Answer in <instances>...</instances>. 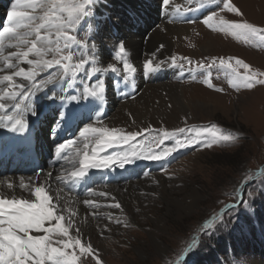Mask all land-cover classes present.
<instances>
[{
  "label": "rangeland",
  "instance_id": "rangeland-1",
  "mask_svg": "<svg viewBox=\"0 0 264 264\" xmlns=\"http://www.w3.org/2000/svg\"><path fill=\"white\" fill-rule=\"evenodd\" d=\"M10 1L13 0H9L4 9L8 8ZM129 1L131 3L128 6L125 0H119L115 7L118 17L110 13L114 19L113 23L117 24L120 30L125 28V23H130L129 18L134 14L133 11L136 12L135 15L138 9L142 12L141 5L137 8L135 0ZM146 1L148 0H143L142 3ZM149 1L154 3L155 9L159 12L158 1ZM246 1L227 0L239 10L238 15L224 8L225 0H170V4L176 6L180 13L185 11L191 13L186 20L190 27L176 44L170 46L167 55L157 60L156 65H159L158 69L163 72H178L177 76H169L173 83L181 84L180 86L184 88L190 86L184 91L185 101L190 105L191 113L181 119L179 124H175L174 128H178L166 131L167 128L163 127L160 130L147 131L143 136H137L129 145L112 147V152H130L132 147L136 146L137 152L143 149L146 152L151 148L154 154H159L164 148L175 147L178 140L185 144L189 140H195L196 143L179 148L155 164H152L154 160L144 159L141 154L140 159L144 160V165L131 176L132 179L119 176L115 179L107 177L103 181L104 178L100 174L88 183L84 191H78L77 195L80 198L85 195L94 196L96 190L107 189L109 185L122 188L129 181L136 183L147 178H149L147 181L154 180L152 185L158 186L159 181L155 182V179L151 178L153 176L163 177L166 186L174 188V192L166 196L168 201H165L159 192L141 190L140 195L148 209L144 212H141L140 208L133 209V212L139 213L134 221H131L125 211L119 215L121 220L114 222L116 229L112 231L111 237L108 236L109 233L98 234L97 239L103 241L101 250L99 243L93 240L90 244L81 241L85 248H89L88 252H82L79 247L67 249L76 256V264H248L253 259L264 262V84L257 83L252 88H245L241 85L233 87L229 82H235L232 68L241 74L246 72L242 65H236V59L249 65L247 70L249 73H264V39L259 36H234L227 30L221 31L217 24L222 17L229 21H247L258 28H264V0ZM67 2L82 3L83 0ZM88 4L85 5L86 14L82 16L80 22L65 29L68 36L74 39L68 41L66 46L64 39L57 42L53 35L51 47L54 49L58 47L60 51L49 53L45 57L46 59L69 57L68 60L62 61V64L69 65L68 71L65 72L61 65H54L43 71L37 69V72L38 75L47 74V78L50 76L48 82H53L52 86L62 84L63 88L74 87L78 91L84 90L90 94L99 90L96 96L85 94L96 98L95 106L103 107L111 105L110 99L117 96L110 85H106L105 91L102 81L103 73L112 71V60L119 64L118 68L124 75L131 72L124 69V64L127 63L134 69L135 62L133 64L125 57V51L120 54L119 59L117 58L119 48L123 45L119 38H114V45L112 44V50L116 51V54L107 56L105 54L104 62L100 61L92 47L94 34H98L100 38L99 47L103 54L112 22L108 16L98 17L99 8L94 12L90 3ZM185 4L187 7L183 8ZM109 7L111 10L112 5ZM156 10L147 9L157 18ZM213 13L216 14L213 21L215 26L209 28L203 20ZM141 19L143 21H140V29H136L134 33L144 37L149 25L145 17ZM177 23L176 19L170 21V24ZM210 39H214L217 45L207 53L200 52L203 42ZM8 48L4 49V56L11 51V48L10 51ZM185 57L187 59H184ZM221 59L226 63L221 64ZM81 61H83L81 68L76 70L75 65ZM229 64L232 68L228 66ZM157 78L143 86L149 82L152 84L160 82V78L159 80ZM257 79H264V76ZM209 83L211 87L208 86ZM37 89L45 90L41 86ZM85 94H80L81 100ZM59 95L60 87L49 88L39 102L41 116L47 123L46 127L57 112L52 107L44 106L49 102V98ZM103 97L106 98L105 102L101 101ZM95 106L89 109L90 116L85 126L91 124L97 127L105 120L95 119L97 112ZM87 117L85 113L81 114L76 123ZM48 129L46 128L47 135L51 134ZM179 129L184 131L179 132ZM209 130H216L218 135H231L235 139L207 147V143L212 139ZM164 132L173 135L157 148V140ZM78 143L84 144L83 139H79ZM182 158L183 161L176 164ZM71 184L79 187L80 181L73 179ZM191 192L194 193L190 198L192 208L179 213L177 207L169 201L176 197L182 198ZM101 199L103 200V197ZM111 206L116 208L114 204ZM154 218L162 221V228L155 227L152 221ZM53 236L51 239L56 246H59L57 241L68 239L61 235ZM222 240L227 243L231 240V244L228 243L226 249H216L214 243ZM154 241L161 247L157 248Z\"/></svg>",
  "mask_w": 264,
  "mask_h": 264
},
{
  "label": "bare ground",
  "instance_id": "bare-ground-1",
  "mask_svg": "<svg viewBox=\"0 0 264 264\" xmlns=\"http://www.w3.org/2000/svg\"><path fill=\"white\" fill-rule=\"evenodd\" d=\"M8 1L0 0V8L2 9V12H0V28L6 23L7 12L15 2V0L10 1L8 8L4 9ZM142 1L135 0L137 3V5L135 3L136 7L141 5L142 12L138 9V13L135 15L136 12L133 11L134 14L129 18L130 23H125L123 30H120L119 26L113 23V16H110V13H113L118 17L115 7L119 4V0H91L90 2V6L94 9V12L96 8H99L98 17L108 16V19L112 22L111 32L109 31V38L106 37V46L104 47L103 54H101V47H99L101 44L100 38L98 34H94L93 42L95 47H92H94L95 53L101 59L100 61L104 62L106 58H104L105 54L106 56L116 54V51L112 50V44L114 45L113 40L119 38L125 48V57L129 61H132L133 64L135 62V70L131 71L127 77L124 76L123 71L118 68L119 64L114 60H112V66H115L116 71L103 73L104 90L106 91V85H110L118 95L110 99L111 105L108 104V106L104 105L103 107L95 106L97 110L96 117L102 120L105 119L102 125H98L97 127L116 128L125 134L127 132H138L140 133L139 137L143 136L147 131L160 130L163 127L167 128L166 131L178 128H174L175 124H179L181 119L191 113V107L185 101L184 91L190 88V86L184 88L180 86L181 84L173 83L170 80L169 76H177L178 72H163L156 67L157 60L165 57L170 46L176 44L190 27L186 23V20L189 19L191 13L189 11L180 13L176 9V6H172L170 3L165 4L164 0H157L159 5L158 12L153 2L148 0L142 3ZM129 3H131L129 0H125V4L129 6ZM109 5H112L111 10L109 9ZM146 6L156 10L157 18L147 11L149 8ZM143 17L148 20L149 25L144 33V37L147 35L146 39L142 35L139 36L137 33H134L136 29H140V21H143L141 19ZM171 19H176L179 22L177 24H170L168 22ZM214 45V39L205 40L200 48V52L207 53L213 50ZM14 51L16 49L11 48L10 52ZM148 62L154 68L153 71H146L144 66H137ZM12 63H16L15 58L12 59ZM19 67L27 69L29 65L23 63ZM16 70V68L6 67L3 59L0 58V76L12 74ZM47 76V74L38 75L34 81L14 76V84L24 85L23 88H10L8 82H0V103L4 105L3 108H0V158H3L0 159V198L35 200V196L33 195L34 189L36 187H43L45 193L51 197L50 203L55 205L54 214L63 216L64 219L61 223L69 226V237L74 239L79 238L83 243L90 244L92 240L98 242L101 250V243L103 241L97 239L98 234L107 235L109 233L108 236L111 237L112 231L116 229L113 225L114 222L121 220L119 215L125 211L131 221H134L139 213L133 212V209L140 208L141 212L148 209V206L144 205L145 201L140 195L141 190L151 193L159 192L161 197L165 201H168L166 196L174 192V188L166 186V181L163 177L153 176L151 178L155 179V182L159 181L158 186L152 185L154 180L147 181L149 179L147 178L143 179V181L139 180L136 183L129 181L122 188L116 185H109L107 189L101 188L100 190H96L94 196L85 195L80 198L77 195L78 191H84L95 175L102 174L105 179L107 176L110 179H115V177L118 178L119 176L132 179L131 176L135 175L144 165V160L140 159L142 156L139 155L132 163L126 164L124 168L117 166L102 170L90 169L86 177L80 178V188L72 186L70 180L74 177L71 173L79 170L80 167L79 157L76 155V152L79 149L80 155H83L84 144L82 146L76 145L80 134L64 138L62 133L65 129H70L73 122L76 121L77 115L92 104V102L88 99L83 101L80 99V96L72 99L74 96L70 95L71 91L64 89L65 93L61 99L56 97L49 103L50 106L58 110L56 117L51 121V128L55 134L53 140H49L44 131V124L46 122L40 120L41 107L38 104V99H34L35 94L41 90L37 89V85L45 89H56V86H52L53 82H48L50 76L49 78ZM157 77L160 78V82L155 84L149 82V84L147 83V85L143 86L146 82ZM158 78L157 80H159ZM5 89H8V91H4ZM24 92H29L30 94L24 96ZM44 93H46V90ZM137 94L138 96L136 97ZM17 105H19V108ZM10 117L12 118L11 120L9 119ZM17 118H23L26 121L36 150L42 152L41 157L43 161L47 159L46 163L41 160L42 168L39 171H35L32 167L27 166L30 155L24 156L22 153L20 154L14 146V136L19 134L18 137L22 138V133L24 132L20 130L19 126L12 128ZM70 132L69 130L68 133ZM66 140H73L75 142L68 149L66 157L64 156L61 162L57 161V164L53 159L49 161L48 154L51 153L53 157L54 155L58 157L56 148ZM87 150L91 152V145ZM33 152L37 153V151ZM104 154H112L111 148H108ZM183 159L178 160L176 164H180ZM6 160L8 163L3 167V163ZM10 160L15 161V164L9 163ZM157 162V160H154L152 164ZM21 184L24 186L22 187ZM193 194L191 192L182 198H173L169 202L177 207L179 213L180 211L186 212L189 208H192L190 198H192ZM102 197L103 200L101 199ZM86 201H91L92 203L89 204ZM113 204H119L120 207H116L117 209L113 208L111 206ZM142 204L144 206H141ZM97 205H102V207H96ZM152 221L156 228H162V221L155 218ZM32 234L42 235L43 233L33 232ZM51 238H54V236ZM154 242L157 248L161 247L157 241ZM248 264H264V262L253 259Z\"/></svg>",
  "mask_w": 264,
  "mask_h": 264
},
{
  "label": "snow or ice",
  "instance_id": "snow-or-ice-1",
  "mask_svg": "<svg viewBox=\"0 0 264 264\" xmlns=\"http://www.w3.org/2000/svg\"><path fill=\"white\" fill-rule=\"evenodd\" d=\"M89 2L90 0H83L82 3H69L67 0H15L7 12L6 23L0 28V58L3 59L6 67L17 70L12 74L0 76V82H8L10 88H23L24 85L14 84V76L34 81L38 75L37 69L43 71L52 68L54 65H61L67 72L69 65L62 64V61L68 60L69 57L45 58L49 53L60 51L58 47L55 49L51 47L53 43L51 37L55 35L57 42L64 39L66 46H68V41L73 40L74 37L68 36L65 29L69 25L80 22L82 16L86 14L85 5ZM164 3L167 4L168 0H164ZM224 8L239 15V10L227 0L224 2ZM215 16V13L207 16L203 23L209 28L214 27ZM217 24L221 31L227 30L234 36H259L264 39V28H258L247 21H229L221 17ZM6 47L15 48L16 51L9 52L7 56H4L3 52ZM124 51L125 48L121 45L117 53L118 59ZM13 58H15L16 63H12ZM23 63L28 64L29 67L27 69L19 67ZM173 63H176L175 57ZM220 63L225 64L226 62L221 59ZM235 63L237 66L242 65L246 72L241 74L232 68L231 64L228 65L235 74V82L229 81L233 87L241 85L245 88H252L254 84H264V79H257L259 76H264V73H249L247 71L249 65L239 59H236ZM82 64L83 61L75 65V69L79 70ZM144 68L146 71L154 70L150 62L145 63ZM124 69L126 71L135 70L127 63L124 64ZM111 70L116 71L114 65L111 66ZM39 86L37 85V87ZM208 86L211 87L212 85L209 83ZM4 91L7 92L8 89ZM98 91H93L91 95L96 96ZM29 94V92L23 93L24 96ZM72 99H76V97H72ZM3 107L4 105L0 103V108ZM17 107L19 108V105ZM25 124L26 121L23 118H17L12 128L19 126L20 130H23ZM214 128L215 126H213ZM178 131L183 132L184 129ZM209 131H211L212 139L207 143V147L221 141L230 142L235 139L231 135H218L216 130ZM139 135L138 132L123 134L116 128L86 125L80 130V137L84 141L83 155H80L79 149L76 152L80 167L71 175L74 178H84L90 169L102 170L117 166L124 168L126 164L132 163L141 154L146 159L159 161L170 156L179 148L189 147L196 143L195 140H189L187 144L178 140L175 147L164 148L159 154H154L151 148L146 152L143 150L137 152L136 146H133L130 152L104 154L108 148L129 145ZM171 135L173 133L164 132L157 140V148ZM74 143L73 140H66L59 144L56 148L57 154L59 155L62 150L71 148ZM90 145L91 152L87 150ZM9 186L11 187V185ZM21 186L24 185L21 184ZM33 195L35 200L0 198V264H76V256L69 253L67 249L79 247L82 252H88L89 248H85L79 238L69 237V226L61 223L64 219L63 216L54 214L55 205L50 203L51 197L45 193L43 187H36ZM86 203L91 204L92 202L86 201ZM114 206L120 207L119 204ZM33 232L44 234L34 235ZM53 235L69 238L57 241L59 246H56L51 239Z\"/></svg>",
  "mask_w": 264,
  "mask_h": 264
},
{
  "label": "trees",
  "instance_id": "trees-1",
  "mask_svg": "<svg viewBox=\"0 0 264 264\" xmlns=\"http://www.w3.org/2000/svg\"><path fill=\"white\" fill-rule=\"evenodd\" d=\"M228 243L229 244H231V240L230 241H228ZM227 242H225V240H222V241H220V242H216V243H214L215 245H214V247L216 248V249H220V250H222V249H226L227 248V245H229ZM208 257H209V255H207ZM203 260H205V259H203ZM202 260V261H203ZM203 264V263H202Z\"/></svg>",
  "mask_w": 264,
  "mask_h": 264
}]
</instances>
